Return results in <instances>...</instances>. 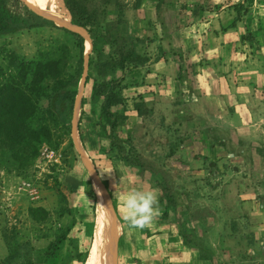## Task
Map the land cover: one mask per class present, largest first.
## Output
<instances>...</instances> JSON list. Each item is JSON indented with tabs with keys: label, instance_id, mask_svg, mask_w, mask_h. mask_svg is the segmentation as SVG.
<instances>
[{
	"label": "rangeland",
	"instance_id": "rangeland-1",
	"mask_svg": "<svg viewBox=\"0 0 264 264\" xmlns=\"http://www.w3.org/2000/svg\"><path fill=\"white\" fill-rule=\"evenodd\" d=\"M124 2L121 17L128 22L120 23V36L139 38L146 64L128 63L102 78L87 28L92 47L84 37L81 56L73 30L11 0L17 24L0 34V83L32 93L28 88L44 76L40 86L48 95L63 84L78 94L91 49L78 131L113 199L118 264H264V215L256 216L264 213L263 25L256 46L244 41L248 19L256 17V24L264 17L263 0H143L139 8L136 0ZM47 8L62 12L58 0H48ZM107 50L114 56L112 45ZM101 82V99L93 105ZM53 99L41 100L28 119L31 137L0 135V264H83L68 263L69 256L80 250L82 259L93 241L100 196L74 142V111L58 122ZM108 101L111 111L127 115L117 129L135 144L126 143V154H143L157 173H140L103 149L109 141L101 137L106 118L100 112ZM19 105L13 101L10 108L16 117L25 114ZM46 148L57 151L60 162L50 160ZM166 179L175 208H165L166 198L160 202ZM133 189L159 194V214L143 229L122 218L119 197ZM105 222L104 214L102 235ZM69 226L67 240L53 245Z\"/></svg>",
	"mask_w": 264,
	"mask_h": 264
},
{
	"label": "trees",
	"instance_id": "trees-1",
	"mask_svg": "<svg viewBox=\"0 0 264 264\" xmlns=\"http://www.w3.org/2000/svg\"><path fill=\"white\" fill-rule=\"evenodd\" d=\"M9 1L11 0H0V34L9 32L13 28L14 24H17V15L13 14L11 9L9 8ZM16 1L20 2V0ZM28 1L37 8L46 12H50L47 8L48 0ZM64 1L71 13L73 23L87 28L88 31L92 33L91 36L94 39L93 53L97 55L95 64L97 67V73L102 78L112 76L116 72L120 71V69H123L128 63H134L136 65L147 63V56L142 55L139 50V38H133L131 34L128 33L126 36H120V23L128 22L127 19L121 17V15H123L124 13L126 5V2H124V0ZM142 1L143 0H136L133 7L139 8ZM109 7L118 9V14L116 17L111 14ZM31 13L34 14V12L32 11ZM38 18L44 20L43 17ZM255 18L250 17L248 19L247 25L249 27V32L244 37V41L251 42L252 46L257 45L256 38L258 35H260V28L262 27V21L260 19H258L259 22H257L256 19L257 23L254 24ZM237 20L238 19L236 18L232 24L236 25ZM50 22L54 23V21L52 20ZM65 29L68 30L67 28ZM68 31L78 38L80 54L82 56L85 50L84 37L79 33H75L70 30ZM111 45L114 47V56L109 55L107 52V47H110ZM0 73L4 75L2 69H0ZM77 73H80V70H78ZM45 79L46 78L44 76L39 77L36 80L34 86L28 88L32 89V93L36 98L32 96V93L23 91L22 86H20L19 84L12 87V85L8 86L7 82L0 83V135H5L7 138H10V136L12 135V137H14L13 140L17 139L18 141H20V139L24 140L26 137H31L35 133V130L28 124V119L34 114L36 110H40L39 103L43 99H53V97H55L50 105L54 110L53 112L55 116L58 118V122L66 123L68 118L73 115L77 90L74 88L70 89L68 86L63 84L62 87L53 92V96L52 94L48 95L46 89L40 86L43 81H45ZM102 84L103 83L101 82L94 87L91 96V102L93 105L97 104L101 99L102 93L99 86H101ZM13 101L16 104H20V109L22 111H25V114L22 113L19 117L14 116L12 110L10 111ZM110 104V101L104 103L102 105V111L100 112V116L106 118V124H102V122H100L101 125H99L101 129L100 131H102L101 137L106 138L109 141V149H107V147H104L103 149H105L106 152H111L112 155L116 152L114 154L115 159L124 162L129 168H135L140 173L144 171L157 173L158 171L155 168V162L148 160V158L143 154L137 153L135 156H129L128 154H126V143L131 142L132 148H135V144L132 143L131 135L124 140L120 135L117 134V129L125 124L127 115L122 114L120 116L119 114H116L117 112L111 111L109 108ZM138 105L139 104H137V107ZM112 117L114 119H112ZM120 117H122V119H120ZM108 126L111 128L110 130H108ZM18 135L20 136V138L18 137ZM116 149L118 150V152ZM186 158H188V153L186 154ZM191 161H194L191 163H195V160ZM163 173L166 175L167 172L163 171ZM168 183L169 182L166 179V182H160L159 184V189L162 193L160 202H163L166 198L168 202L165 208H175V206L177 205V198L172 192V186ZM103 213L106 214L105 211H103ZM167 216L168 213H163L162 220L167 219ZM93 230L94 228L90 231L92 240ZM70 231L71 227L69 226L65 233H60L58 241L53 245H56V247H58L59 244L67 240ZM103 235H105V223L103 224ZM81 255L82 252H80V250H76L75 255L71 254L69 256L68 263L74 259H77L85 264L89 255V251L84 254V257L82 259Z\"/></svg>",
	"mask_w": 264,
	"mask_h": 264
},
{
	"label": "water",
	"instance_id": "water-1",
	"mask_svg": "<svg viewBox=\"0 0 264 264\" xmlns=\"http://www.w3.org/2000/svg\"><path fill=\"white\" fill-rule=\"evenodd\" d=\"M23 1L25 2V4L28 5L29 8H31L37 14H39L43 17H46V18L60 24L63 27L69 28V29L81 34L83 37H85L86 41H88V44L90 45V47H92V40H91V37H90L88 31L86 30L85 27L73 23L72 16H71V18L65 19L62 16H58L56 14H52V13H48L46 11H43V10L37 8L36 6L30 4L26 0H23ZM90 52H91V49H89L88 54L85 58V71H84L83 78H82V81L80 84L79 92H78L77 97H76V102H75V106H74V118H73V131H72V133H73V138H74L76 148L79 151L81 158H82L83 162L85 163L86 167L88 168V170L92 174L97 188H99L103 192V194L106 196L107 206L109 208L112 219L115 221V226L117 224V228H118L117 213H116V209H115L111 194L109 193V190L107 189V187L104 185L93 160L87 154V151L85 150V148L81 142L79 131H78V123H79V119H80V108L82 105L84 85H85V82L87 79V73H88L87 67H88V60H89ZM118 240H119V238H118V231H117V237L115 239V248H116L117 259H118Z\"/></svg>",
	"mask_w": 264,
	"mask_h": 264
},
{
	"label": "bare ground",
	"instance_id": "bare-ground-1",
	"mask_svg": "<svg viewBox=\"0 0 264 264\" xmlns=\"http://www.w3.org/2000/svg\"><path fill=\"white\" fill-rule=\"evenodd\" d=\"M26 1L29 2L28 0ZM58 2L61 6L62 12L60 13L48 12V13L62 16L65 19L71 18V13L65 4V1L58 0ZM97 190L99 192L101 201L98 200L99 198L97 199L99 201L98 214L96 216V223H95V227L93 231V241H92V244L89 250V255L87 257L86 264H103L104 258H105L104 264H118V259L116 256V248H115V239L117 237V231H118L117 224L115 226V221L112 219V216L110 214L109 208L107 206L106 196L103 194V192L99 188H97ZM103 206H104V211L106 213V216L109 218L108 230H109L110 242L106 250V256H105L104 245H103L104 237L100 231L102 219L104 216Z\"/></svg>",
	"mask_w": 264,
	"mask_h": 264
},
{
	"label": "clouds",
	"instance_id": "clouds-1",
	"mask_svg": "<svg viewBox=\"0 0 264 264\" xmlns=\"http://www.w3.org/2000/svg\"><path fill=\"white\" fill-rule=\"evenodd\" d=\"M101 170L102 172L111 171V169ZM158 196V192L152 189H133L120 196L123 220L132 228L143 229L149 226L159 214Z\"/></svg>",
	"mask_w": 264,
	"mask_h": 264
},
{
	"label": "crops",
	"instance_id": "crops-1",
	"mask_svg": "<svg viewBox=\"0 0 264 264\" xmlns=\"http://www.w3.org/2000/svg\"><path fill=\"white\" fill-rule=\"evenodd\" d=\"M262 9H260V13H262L263 15H264V0H263V2H262ZM262 25H263V27H264V17L262 16ZM151 146V145H150ZM264 215V213L263 212H261V213H256V216L257 217H262ZM105 220H106V222H105V235H103L104 236V239L103 240H105V251L107 250V247H108V245H109V242H110V240H109V230H108V224H109V218H107L106 217V214H105ZM262 224H264V222L262 223ZM148 250L146 249V247H143V249H141L140 250V252H142L143 253V255H145V253L147 252ZM105 262V261H104ZM182 264V263H181Z\"/></svg>",
	"mask_w": 264,
	"mask_h": 264
},
{
	"label": "built area",
	"instance_id": "built-area-1",
	"mask_svg": "<svg viewBox=\"0 0 264 264\" xmlns=\"http://www.w3.org/2000/svg\"><path fill=\"white\" fill-rule=\"evenodd\" d=\"M43 152L50 160L55 161V162H60L61 157L57 153V151L46 148L44 149Z\"/></svg>",
	"mask_w": 264,
	"mask_h": 264
}]
</instances>
